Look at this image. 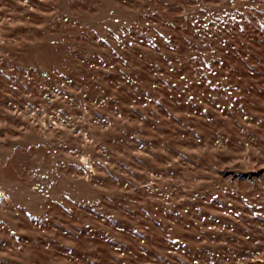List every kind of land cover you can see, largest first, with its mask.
<instances>
[{
  "label": "rangeland",
  "instance_id": "rangeland-1",
  "mask_svg": "<svg viewBox=\"0 0 264 264\" xmlns=\"http://www.w3.org/2000/svg\"><path fill=\"white\" fill-rule=\"evenodd\" d=\"M0 264H264V0H0Z\"/></svg>",
  "mask_w": 264,
  "mask_h": 264
}]
</instances>
